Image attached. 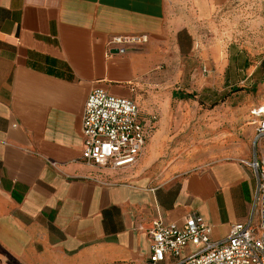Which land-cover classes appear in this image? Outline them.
Returning a JSON list of instances; mask_svg holds the SVG:
<instances>
[{
    "label": "crops",
    "instance_id": "0c3cea01",
    "mask_svg": "<svg viewBox=\"0 0 264 264\" xmlns=\"http://www.w3.org/2000/svg\"><path fill=\"white\" fill-rule=\"evenodd\" d=\"M213 1L0 0V264H143L155 221L198 215L212 241L246 222L256 181L244 163L264 154L256 130L181 159L168 146L173 100L193 98L168 69L205 51L199 26ZM141 35L142 46H107ZM220 51L215 40L213 66ZM97 89L156 119L134 165L82 160L83 108Z\"/></svg>",
    "mask_w": 264,
    "mask_h": 264
},
{
    "label": "rangeland",
    "instance_id": "374dc122",
    "mask_svg": "<svg viewBox=\"0 0 264 264\" xmlns=\"http://www.w3.org/2000/svg\"><path fill=\"white\" fill-rule=\"evenodd\" d=\"M213 2V14L199 26L198 47L205 51H185L182 59L168 69L180 76L173 86L178 95L193 93L192 99L175 98L172 104L177 113L170 119L177 128L168 133V146L179 159L229 144L234 138L243 139L245 128L254 135L256 112L264 105V0ZM215 40H220L221 57L213 66L210 48ZM215 69L221 79L219 86L210 82L217 74ZM195 76H201L207 84L202 88L192 84ZM214 124L221 126L212 127Z\"/></svg>",
    "mask_w": 264,
    "mask_h": 264
},
{
    "label": "built area",
    "instance_id": "2783aa9c",
    "mask_svg": "<svg viewBox=\"0 0 264 264\" xmlns=\"http://www.w3.org/2000/svg\"><path fill=\"white\" fill-rule=\"evenodd\" d=\"M146 36H114L107 46H142ZM256 140L264 141V105L256 112ZM156 119H141L129 99L103 90L87 97L82 117V160L115 170L134 165ZM255 176L253 209L245 223L232 225L222 241L210 239V228L190 214L180 225L155 221L147 231L150 253L144 264H264V154L244 163ZM127 264V263H117Z\"/></svg>",
    "mask_w": 264,
    "mask_h": 264
}]
</instances>
